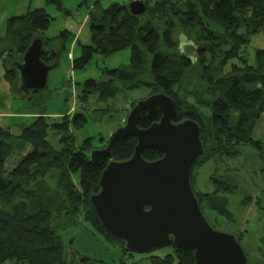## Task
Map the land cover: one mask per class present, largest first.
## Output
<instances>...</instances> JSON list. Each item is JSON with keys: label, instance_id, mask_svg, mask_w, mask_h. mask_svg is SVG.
<instances>
[{"label": "trees", "instance_id": "obj_1", "mask_svg": "<svg viewBox=\"0 0 264 264\" xmlns=\"http://www.w3.org/2000/svg\"><path fill=\"white\" fill-rule=\"evenodd\" d=\"M61 1L47 0L58 8ZM98 3L96 0L95 11L89 12L87 22L90 44L81 46L79 56L72 58L71 69L84 68L96 53L109 57L126 49L130 50L129 65L123 69H103L105 80L88 79L80 83V99L84 101L95 94L97 100L106 101L141 88L149 89L150 95L164 93L174 99V122L191 119L201 128L204 153L191 175L201 211L204 216L206 211L213 214L215 221L223 219L234 224L229 197L239 191V186L236 181L226 179L229 169L222 176L209 178L211 192L196 191L194 182L198 169L213 158H236L242 147H250L258 152L257 174L263 184L257 187L252 178L253 185L264 193V142L253 138L254 128L264 116V49L255 50L252 65L244 51L252 37L257 34L264 37V0H147L143 2L146 11L140 16L132 15L127 4L114 3L100 9L96 7ZM176 20L180 28L199 27L193 46L178 48L174 35ZM203 21L219 25L223 35H217ZM49 23V16L39 8L7 20L5 36L0 39L3 44L0 57L6 53L4 61L9 67L2 82L16 87L12 64L21 59L37 37L58 55L52 47L53 41L68 39L70 32L64 30L55 39H46L43 32ZM44 61L49 63L47 59ZM136 102L131 101L129 109ZM203 107L208 110L207 123L203 121L204 114L197 110ZM159 118L157 112L154 121ZM152 122L142 113L137 125L146 129ZM86 123L83 113L59 118L39 114L28 117L18 135L0 126V264L7 261L75 264L69 255L66 258L58 230L76 227L79 223L90 226L106 243L119 245L122 254L129 253L103 229L89 203L90 196L98 191L105 163H89L90 138L79 146L75 144L71 130L80 129ZM51 134L59 137L58 149L48 141ZM106 144L107 141L102 147ZM135 144L134 137L117 141L112 160L130 158ZM23 153L14 168L7 170L8 160ZM142 157L154 161L161 154L146 149ZM238 204L263 210L256 196H245ZM241 235H235L240 243ZM258 241L253 263L244 249L248 264H264V236ZM170 246V254L151 256L150 264H194L191 250ZM81 261L86 263L90 259L83 257Z\"/></svg>", "mask_w": 264, "mask_h": 264}, {"label": "rangeland", "instance_id": "obj_2", "mask_svg": "<svg viewBox=\"0 0 264 264\" xmlns=\"http://www.w3.org/2000/svg\"><path fill=\"white\" fill-rule=\"evenodd\" d=\"M95 1L62 0L58 8L47 0H0V39L5 36L8 19L22 16L38 8L50 18L49 26L43 32L44 38L52 40L60 32L71 29L68 39L53 41L52 47L54 46L58 51L57 65L49 73L46 89L37 93L31 100H26L17 87L1 81L9 63L4 61L6 53L0 57V126L8 128L13 135L19 134L22 125L27 122L28 117L33 115L45 114L51 118H59L65 114L72 116L74 113H83L87 117L86 125L77 130H71L75 144L79 146L85 139L90 138L91 150L100 149L108 141L110 134L124 125L130 111V102L143 100L150 96L149 89L141 88L126 94H118L115 98L106 101L97 100L95 94H90L84 101L80 99L82 95L80 83L88 79L105 80L103 69H123L129 65L130 50L126 49L109 57H102L96 53L84 68L71 69L72 58L79 56L81 46L90 44L87 22L89 12L95 11L93 9ZM132 1L134 0H99L96 7L105 9L114 3L128 5ZM175 22L177 26L174 35L176 41L179 42L178 48L193 46L192 42L198 35L199 27L180 28L179 22L177 20ZM203 22L217 35H223L224 31L219 25L212 21ZM2 48L3 44L0 41V50ZM256 49H264V37L261 34L252 37L244 49L248 63L251 65L254 63ZM180 95H183V91H180ZM197 110L204 114L203 121L207 123L208 110L204 107ZM58 138L57 134H51L48 137L54 149L59 148ZM253 138L264 142V117L257 122ZM240 151L241 154L236 158L215 157L199 168L194 189L200 192H211L212 186L209 178L213 175L222 176L223 172L229 169L226 172V179L236 181L239 186V191L229 197V208L233 213L235 223H228L223 219L215 221L213 214L207 211L205 216L217 231L233 235L242 233L240 244L246 249L253 263L255 261L253 258L257 257L255 248L259 244L258 240L264 236V193L256 189L263 184L257 174L260 167L258 152L250 147H242ZM22 155L24 153L13 155L8 160L7 170L14 168ZM252 178L257 183L256 188ZM245 196L260 198L263 210L256 211L253 205L247 208L239 205V200ZM18 201V199L14 200V202ZM52 224L56 225L55 222ZM58 234L65 247L66 258L69 255L75 264H99V262L103 264H150L151 256L163 257L172 252V247L167 245L147 254H122L119 245L106 243L99 233L83 223H79L76 227L58 230ZM83 257H88L90 261L84 263L81 261ZM4 264L16 263L7 261Z\"/></svg>", "mask_w": 264, "mask_h": 264}, {"label": "water", "instance_id": "obj_3", "mask_svg": "<svg viewBox=\"0 0 264 264\" xmlns=\"http://www.w3.org/2000/svg\"><path fill=\"white\" fill-rule=\"evenodd\" d=\"M128 9L140 16L146 6L134 0ZM56 65V53L41 37L33 39L21 59L12 64L18 91L31 100L46 89ZM157 112L160 118L154 121ZM142 113L153 121L146 129L137 125ZM175 116V100L164 93L135 103L107 144L88 154L89 163H105L98 191L89 203L103 229L129 253L147 254L172 244L191 250L194 264H248L236 236L215 230L201 211L191 185L192 169L204 153L201 128L191 119L174 122ZM128 137L136 139L132 156L112 160L116 142ZM146 149L158 151L161 157L143 159Z\"/></svg>", "mask_w": 264, "mask_h": 264}, {"label": "crops", "instance_id": "obj_4", "mask_svg": "<svg viewBox=\"0 0 264 264\" xmlns=\"http://www.w3.org/2000/svg\"><path fill=\"white\" fill-rule=\"evenodd\" d=\"M70 30H71V29H70ZM70 30H68V31H69V32H70V34H71V31H70ZM77 33H78V31H77ZM263 117H264V116H263ZM260 119H261V118H260ZM260 119H259V120H260ZM17 135H18V134H17Z\"/></svg>", "mask_w": 264, "mask_h": 264}]
</instances>
